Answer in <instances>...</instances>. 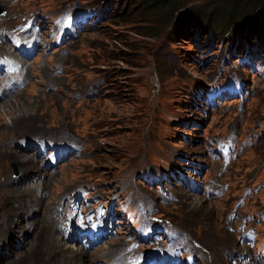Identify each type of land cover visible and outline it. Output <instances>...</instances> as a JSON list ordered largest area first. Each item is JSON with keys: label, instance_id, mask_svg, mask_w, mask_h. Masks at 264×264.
Returning <instances> with one entry per match:
<instances>
[{"label": "rangeland", "instance_id": "obj_1", "mask_svg": "<svg viewBox=\"0 0 264 264\" xmlns=\"http://www.w3.org/2000/svg\"><path fill=\"white\" fill-rule=\"evenodd\" d=\"M208 1L0 0V54L28 50L0 88V264H236L243 231L264 241V16L193 26ZM80 194L106 214L88 249L43 223Z\"/></svg>", "mask_w": 264, "mask_h": 264}, {"label": "trees", "instance_id": "obj_2", "mask_svg": "<svg viewBox=\"0 0 264 264\" xmlns=\"http://www.w3.org/2000/svg\"><path fill=\"white\" fill-rule=\"evenodd\" d=\"M158 5H165L158 2ZM205 8L192 9L190 18L193 26H209L211 24L225 26L236 19L255 22V12L264 16V0H209ZM245 22V23H246Z\"/></svg>", "mask_w": 264, "mask_h": 264}, {"label": "bare ground", "instance_id": "obj_3", "mask_svg": "<svg viewBox=\"0 0 264 264\" xmlns=\"http://www.w3.org/2000/svg\"><path fill=\"white\" fill-rule=\"evenodd\" d=\"M21 52H23L22 51V48L20 49V51H19V53H21ZM25 52H28V50H26ZM24 52V53H25ZM22 54V53H21ZM0 74H1V72H0ZM8 76H6V77H1V79H0V88L1 87H3V88H5V86H4V83H5V81H6V78H7ZM9 99H11V98H9ZM8 100V99H7ZM7 100H4V101H7ZM9 101V100H8ZM3 102V101H2ZM1 124V123H0ZM15 124V122H13L12 123V125H14ZM10 125V124H9ZM1 126V125H0ZM5 127H9V126H7V125H4ZM25 127H28V125H24ZM10 128V127H9ZM4 153H8L9 152V154L12 156V157H15L16 159H18L19 158V162H21L22 163V167H24V165H25V167H27V166H29V165H31V164H33L34 166H35V163L37 162V158L36 159H34V157H29V156H24V157H19V156H15L14 154H15V151H8V150H4L3 151ZM31 168V167H30ZM35 169V168H34ZM38 188H40V186H37ZM37 188V193H38V191H39V193H38V195L39 196H41L42 198H44V196H45V194H44V191L43 190H39ZM69 205V204H68ZM64 209V205H63V207H62V210ZM61 209H58V208H55V207H51L50 205L49 206H47L46 208H45V210H44V216H43V223L44 224H49L57 233L58 232H60V225H59V222H60V218L61 217H63V211H62ZM54 213V214H53ZM51 217H55V221L54 222H51V220H50V218ZM105 228V227H104ZM46 232V231H45ZM108 232V231H107ZM107 232H106V234H102V235H100L99 236V239L98 240H95V241H92V244L93 243H95V242H97V244H100V242H102V240H101V237L102 236H106L107 235ZM60 235H61V237L63 238V239H65L64 238V236H63V234L60 232ZM100 240V241H99ZM99 241V242H98ZM83 247V246H82ZM92 247V245L90 246V248ZM250 247H252L253 248V246H250ZM84 248V247H83ZM84 249H88V248H84ZM254 259L255 260H258L259 262H263L264 261V249L263 248H261V249H257V251H254ZM96 260H99L98 258H97V256H96ZM157 260V259H156ZM153 262H157L158 263V261H153ZM171 263V262H170ZM159 264V263H158ZM161 264V263H160ZM173 264H177L176 263V261L173 263Z\"/></svg>", "mask_w": 264, "mask_h": 264}, {"label": "water", "instance_id": "obj_4", "mask_svg": "<svg viewBox=\"0 0 264 264\" xmlns=\"http://www.w3.org/2000/svg\"><path fill=\"white\" fill-rule=\"evenodd\" d=\"M5 11H6V6L0 3V14L5 13Z\"/></svg>", "mask_w": 264, "mask_h": 264}]
</instances>
